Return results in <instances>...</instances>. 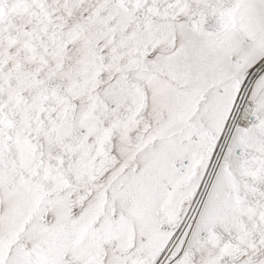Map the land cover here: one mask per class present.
Instances as JSON below:
<instances>
[{"label":"snow or ice","instance_id":"snow-or-ice-1","mask_svg":"<svg viewBox=\"0 0 264 264\" xmlns=\"http://www.w3.org/2000/svg\"><path fill=\"white\" fill-rule=\"evenodd\" d=\"M0 264H264V0H0Z\"/></svg>","mask_w":264,"mask_h":264}]
</instances>
